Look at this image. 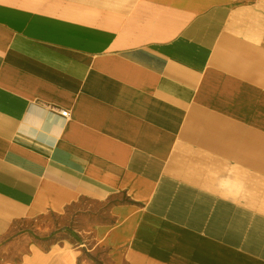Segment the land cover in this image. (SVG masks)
Segmentation results:
<instances>
[{
  "label": "crops",
  "instance_id": "1",
  "mask_svg": "<svg viewBox=\"0 0 264 264\" xmlns=\"http://www.w3.org/2000/svg\"><path fill=\"white\" fill-rule=\"evenodd\" d=\"M86 199L110 264H264V0H0V225Z\"/></svg>",
  "mask_w": 264,
  "mask_h": 264
},
{
  "label": "rangeland",
  "instance_id": "2",
  "mask_svg": "<svg viewBox=\"0 0 264 264\" xmlns=\"http://www.w3.org/2000/svg\"><path fill=\"white\" fill-rule=\"evenodd\" d=\"M107 206L83 200L66 211L0 225V264H110L95 245L97 225L108 220Z\"/></svg>",
  "mask_w": 264,
  "mask_h": 264
},
{
  "label": "built area",
  "instance_id": "3",
  "mask_svg": "<svg viewBox=\"0 0 264 264\" xmlns=\"http://www.w3.org/2000/svg\"><path fill=\"white\" fill-rule=\"evenodd\" d=\"M60 114L63 115V116H69L70 112L66 109H58Z\"/></svg>",
  "mask_w": 264,
  "mask_h": 264
},
{
  "label": "bare ground",
  "instance_id": "4",
  "mask_svg": "<svg viewBox=\"0 0 264 264\" xmlns=\"http://www.w3.org/2000/svg\"><path fill=\"white\" fill-rule=\"evenodd\" d=\"M38 258H39V254H38V252L36 251V253H35L34 257H33V260H36V259H38Z\"/></svg>",
  "mask_w": 264,
  "mask_h": 264
}]
</instances>
